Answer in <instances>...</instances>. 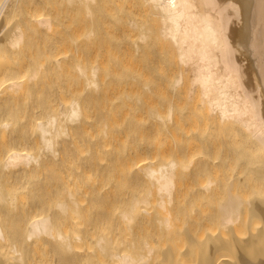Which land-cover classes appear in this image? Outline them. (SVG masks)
<instances>
[{
  "label": "bare ground",
  "instance_id": "obj_1",
  "mask_svg": "<svg viewBox=\"0 0 264 264\" xmlns=\"http://www.w3.org/2000/svg\"><path fill=\"white\" fill-rule=\"evenodd\" d=\"M38 9L43 13L48 9L47 16L34 23L30 14ZM48 13L53 18L59 15V40L64 48L61 59L55 58L53 65L45 60L52 52L47 54L50 50L45 52L43 46L40 53L38 44L34 48L37 39L29 31L40 37L51 32ZM14 16L18 18L10 22ZM6 25L7 30L0 35V244L10 234L20 233L31 246L43 241L48 261L59 264H98L92 262L100 261L98 257L104 264H149L157 259L160 264H176L178 259L184 264L189 259L192 264H264V0H0V31ZM19 55L23 60L15 63ZM55 68L75 81L68 99L76 95L78 100L82 95L87 103L106 110L99 115L100 122L118 104L124 112L140 101L143 109H155L149 126L158 137L155 145L137 126H131L130 135L125 128L124 136L119 133L121 138L117 136L121 129L117 130L115 143L107 136L113 145L105 147L107 137L99 144L108 154L114 151L118 156L123 150L122 157L127 160L147 151L159 158L157 163L137 168L135 179L147 186L144 197L123 195L112 200L113 206L122 202L128 206L116 219L106 217V207H113L105 203L107 198L102 200L106 214H93L98 206L92 207L101 195L104 197L109 184L119 183L120 176L119 180L108 176L96 183L87 182L89 173L80 161L85 158L70 152L75 143L81 147L76 134L71 133L79 126L81 107L73 97L66 102L69 84L56 92L51 75L46 80ZM45 70L48 75L45 79L42 75V80L54 85H47L55 92L53 98L41 95L46 85L39 82V73ZM56 94L67 106H57ZM152 94L157 99H153L156 95L151 98ZM35 97L45 100L39 102ZM93 110H86L88 118L97 113ZM109 118L114 120L112 113ZM96 123L97 127L103 125ZM26 124L36 130L33 138L22 137ZM92 128L91 133L97 129ZM110 132L114 134L110 130L108 135ZM185 134L192 136L186 139L182 137ZM95 144L92 150L97 151ZM109 147L113 151H108ZM196 153L201 157L194 161ZM107 160L104 163H109V168ZM97 163L93 160L90 167ZM119 166L114 167L118 170ZM48 167L59 174L57 182L49 181V192L67 193L53 205L52 213H45L43 204L33 202L40 197L33 194L32 175L42 174ZM3 186L12 187V192H2ZM147 199L157 206L155 225L135 228L138 220L133 214ZM177 222L186 237L184 249L173 244L156 256L148 239L132 245V239L139 236V240L144 234L156 239L170 236L176 229L173 235L176 231L183 235L174 226ZM82 244L88 245L87 250L68 257ZM9 253L7 264L27 263L15 244ZM43 255H33V264H41ZM0 264H5L4 260Z\"/></svg>",
  "mask_w": 264,
  "mask_h": 264
},
{
  "label": "rangeland",
  "instance_id": "obj_2",
  "mask_svg": "<svg viewBox=\"0 0 264 264\" xmlns=\"http://www.w3.org/2000/svg\"><path fill=\"white\" fill-rule=\"evenodd\" d=\"M39 10V9H38ZM46 10H48V9H44V13H43V10H41V12H40V10L39 11H37L36 10V12L35 11H33L32 12V15L30 14V18H32L31 19V21H33L34 23H35V20H37L38 18H40V17H43V16H47V11ZM40 12V13H39ZM46 12V13H45ZM37 13L39 14V15H37ZM49 13H51V11L49 12ZM48 13V16L50 15ZM53 13H54V11H53ZM53 13H51V15H53ZM40 14H41V16H40ZM49 16V17H52L51 18V20H52V23H53V26H52V28H51V32L50 31H48V32H46V34L44 33V35L43 34H41L42 35V37H40V35H38V33L35 31H32V30H29L30 31V36L31 37H36V41L33 43V45L34 44H38L39 46L37 47V45L35 46H33L34 48H36L37 47V49L39 50V52L40 51H42V52H40V53H43V50H45V52L47 51V50H50V52L49 51H47V52H49V53H47V54H50L51 52L53 53H51L50 55H51V57H50V55L48 56L47 54V58H48V60H47V58L45 57V60L47 61V64H49V65H53V64H55L56 62L54 61V59L56 58H59V59H55L56 61H59L60 59H61V57H62V54L64 53L63 51H64V48H62L61 47V43H60V33H61V25H60V22H59V19H57V17H59V15H57V17L55 16L54 18H53V16ZM39 16V17H38ZM16 18H18L17 16H14L13 17V20H12V18H11V21L10 22H14L15 20H16ZM57 19V20H56ZM10 22H9V25H10ZM9 25H6V27L4 28V29H2V31H0V35H2L6 30H7V28H8V26ZM1 32H3V33H1ZM35 33V34H34ZM47 33H48V35H47ZM34 34V35H33ZM59 35V36H58ZM50 36V37H49ZM47 38V39H46ZM32 39H34V38H32ZM51 39V40H50ZM49 40V41H48ZM55 41V42H54ZM40 43V44H39ZM57 43H59L58 45H56ZM44 44V45H43ZM56 45V46H55ZM60 45V46H59ZM43 46H44V48L45 49H42L43 48ZM57 47V48H56ZM60 47V48H59ZM36 49H34L33 51H35ZM37 51V50H36ZM56 51V52H55ZM38 51H37V53H39ZM63 52V53H62ZM55 54V55H54ZM57 54V55H56ZM45 55V56H46ZM53 55V56H52ZM21 56L24 58L25 56H24V54H21ZM20 55L19 56H17V57H19V58H17V59H15L14 61H15V63H20L22 60H23V58L21 57ZM22 58V59H21ZM51 58V59H50ZM21 59V61H19V60ZM51 62H52V64H51ZM51 69V68H50ZM50 69H49V71H50ZM57 69L58 68H55L54 70H51L50 72H49V76L47 77V75H48V73H47V70H45V71H43L42 73H39V78H40V76H41V80L39 79V82H42L43 83V81L44 80H42V75H44V79L46 78V80H48L49 78H50V75H51V79H53L52 80V82L54 83V85H55V87H54V85L52 84V82H49V87L51 88L52 86H51V84L53 85V87H54V90H57V89H63V87L66 89V87L65 86H69L70 85V87H69V90H68V88L65 90V92H66V97L65 96H63L65 93L63 92V94H62V96H63V99H64V97L66 98L65 100H66V102H69V100H71V99H73V98H75V100H77V98L75 97L76 95H74V96H72V97H70L71 99H68V97H69V95L67 94L68 93V91L70 92V88H72V85H73V87H74V84H75V81H74V79H72L71 80V78L72 77H68V79H66L67 77L66 76H64L63 75V73H62V71L60 70V69H58V71H57ZM44 72H45V74H44ZM54 77H55V79H54ZM57 78H58V80H57ZM70 78V79H69ZM46 80L44 81L45 82V85H46V83L48 82H46ZM67 80V81H66ZM68 80H71V82L70 81H68ZM60 81H63V82H60ZM74 81V82H73ZM60 82V83H59ZM67 82V83H66ZM68 82H70V83H68ZM44 84V83H43ZM67 84V85H66ZM69 84V85H68ZM42 85V84H41ZM47 85H46V88H45V92H44V94H41L42 96H46L47 95V97L49 96H51L52 94H53V92H54V90H53V88L50 90V89H48V87H47ZM57 85H59V87L57 86ZM61 85H64L63 87L61 86ZM57 86V87H56ZM57 88V89H56ZM73 89V88H72ZM71 89V90H72ZM64 90V89H63ZM58 91H60V90H57L56 92H58ZM51 93V94H50ZM55 93V92H54ZM70 93H72V91L70 92ZM40 95V94H39ZM41 95H40V98L39 99H41ZM71 95H73V94H70V96ZM154 94H152L151 96V98H153L154 96H153ZM61 96V97H62ZM77 96H79V95H77ZM37 97V96H36ZM35 97V98H36ZM52 98L54 97V95L53 96H51ZM61 97H59V96H57V94H56V96H55V98L57 99V101H58V103H57V101H54L55 103H57L56 105L59 107V106H61L62 104L64 105V106H67V104H66V102H64L65 100H63V102L61 101ZM34 98V99H35ZM38 98V97H37ZM36 98V99H37ZM44 99L43 100H45V97H43ZM61 98V99H60ZM80 98V99H79ZM51 99V98H50ZM154 100L155 99H157V95L155 96V98H153ZM31 100H32V97H31ZM43 100H41L42 102H43ZM55 100V99H54ZM36 101V100H35ZM37 101H39L38 99H37ZM41 101H39V102H41ZM83 101H85L84 99H83V96L81 95V96H79L78 97V100H77V102L79 103V107H83L82 108V110L84 111V113H85V115H86V117H85V115H84V113H83V111L81 110V108H80V113H81V115H80V118H79V120L77 121V124H79V126L77 127V128H75V129H71V133H72V135L75 137V134H76V141L78 140V142L80 141V145H81V147L83 146V144L86 146V144L88 145V143L90 144V145H88V148H87V146L85 147L84 146V149H85V151H83L82 149V151H80V146H79V148H77L78 147V144L77 143H75V144H77V147H75L74 145H72L71 146V148H70V152H71V154L73 155V156H80L81 155V157H84L85 159H82V160H80L81 162H82V164L84 165V167L86 166V168H87V170L88 171H86L87 173H89V176L87 177L88 178V183H96L98 180H100L101 179V177H110V179H112V178H114L115 176H116V179H117V176L120 178V180L119 179H117V180H119V183L117 182H115L113 185H111L110 186V184L107 186L108 187V190H107V192L106 193H104V197H103V195H101L100 197L102 198H100L99 196H97V197H99V199L97 198V197H94V199L96 200V198L98 199V200H96L97 202L99 201H101L100 203L98 202V203H96L92 208H95V207H97L98 206V209H95V213L93 212V214H96V215H99L100 214V212H104V214H106L105 213V209H103L105 206V203H110V206H113V204H112V200L113 199H116V198H119V197H121V196H123V195H126V196H128V195H130V196H137V197H139V196H143L144 197V195H145V193H146V187L145 186H143V183L142 182H140L139 181V183H138V180H136L135 179V176H137V172H138V169L140 168V167H142V166H144L146 163H148V162H154V163H157V162H159L158 160H159V158H158V155H156L155 157L153 156H150L151 154H149L150 153V151L148 152H142V153H138V154H136V155H134L135 157H130L131 159H128L127 160V157L126 156H124L126 159H124V157H122V154H123V150H121V147H120V145H119V149L121 150V152L119 153L118 152V156H117V153L116 152H114L113 151V149L112 150H110L111 148L109 147V149L108 148H106V149H108V151L110 150V151H113V152H109V154L108 153H106V150L103 152V145H102V147L103 148H100V143H101V140L102 141H106V138L105 137H107V136H111V138H112V140H113V138L114 137H116V136H114L116 133H117V130H120L117 134V136H119L120 137V135L122 134L123 136H124V132L123 131H125L126 132V129H127V134H129V133H132V132H129V130L131 129V126L134 128L135 126H137L138 127V131H141V129H142V131L144 130V132H143V136L145 135V137L147 136L148 138H151L152 140V142H150V144L151 145H155V143L157 142L156 141V139L158 138L156 135H155V131H154V127H150L151 129H149V126L153 123L152 121H153V119H152V113H153V111L155 110L154 108H150V109H143V107L141 106V101L139 102V103H137V105L135 106V108L134 107H132V109H133V111L132 112H130L132 109H130L129 107H127V108H125V110H126V112H124V110L122 111V107H123V105H121V104H118L117 105V107L115 106V107H113L112 108V111L114 110L115 112L113 113L112 111H110V114H109V116L108 117H110L111 116V113H112V117H114V120H113V118H109L108 120H107V118L106 119H104V120H102L101 122L99 121L100 120V117H102L104 114H105V112H106V110H105V112H104V110L103 109H101V108H99L98 106H94L93 104H89V103H87L86 101L83 103ZM53 102V103H54ZM54 103V104H55ZM56 105H54L55 107H57ZM83 105V106H82ZM88 107H90V109L91 110H93V107H94V110L93 111H95V112H97V113H92V114H94V118H92L93 116H92V114H90L89 115V117L92 119H90V118H88V115H87V111L89 112V111H91L89 108H86L87 106ZM84 106H86V107H84ZM57 107V108H58ZM98 107V108H97ZM57 108H55V109H57ZM84 108H85V110H84ZM117 108V110H115ZM140 108V109H139ZM96 109H98V111L96 110ZM130 109V110H129ZM87 110V111H86ZM103 110V111H102ZM121 112H120V111ZM129 110V111H128ZM52 111H53V109H52ZM116 111H117V113H116ZM127 111H128V113H127ZM122 112H123V114H122ZM134 112V113H133ZM148 114H147V113ZM83 113V114H82ZM125 113H127V115H128V117L129 118H127L126 116V114ZM113 114H115L114 116H113ZM116 114H118V116H121V115H119V114H122V116L120 117V118H122L123 117V119H121L120 121L122 122H120L119 121V117L116 115ZM135 114V118H133V115ZM99 115H100V117H99ZM132 116V118L130 117V116ZM97 116V117H96ZM116 116V117H115ZM148 116V117H147ZM99 117V118H98ZM118 117V118H117ZM127 119H126V118ZM96 118H97V120H96ZM87 119H89L88 121H87ZM94 119V120H93ZM115 119H116V121H115ZM90 120H91V123H93V121H94V123H96V122H99V124L101 123V124H103V125H100L101 127H97V126H99L97 123V125L96 124H94V125H91V123H90ZM110 120V121H109ZM111 120H112V122H111ZM117 120H118V122H119V124L118 123H116L117 122ZM124 120V121H123ZM126 120V121H125ZM143 121V122H142ZM87 122H89V123H87ZM83 123H85L86 125L87 124H90V125H84V126H86V129H91L92 128V126H93V128L94 127H96L97 129H93V133H94V136H93V133H91V131H90V129L89 130H86V129H84L85 131H90V132H88V133H86L84 130H83V128H84V126L82 125ZM107 123H110V124H112L110 127H108V124ZM140 123V124H139ZM142 123V124H141ZM122 124V125H121ZM146 125V126H145ZM25 126V127H24ZM23 127H24V132H26L25 134H23L22 133V137H27V138H33L34 136H35V134H36V130L35 129H32L33 128V126L32 127H30V125H28L27 126V124L26 125H24ZM118 126V127H117ZM120 126V127H119ZM83 127V128H82ZM115 127H117V128H115ZM121 127H123V129L124 130H122V128ZM30 129V131H29V129ZM101 128V129H100ZM111 130V131H113L114 132V134H112L111 132V134L110 135H108L109 133V129ZM113 128V129H112ZM119 128V129H118ZM126 128V129H125ZM99 129V131H97ZM107 129H108V131H107ZM148 129V130H147ZM97 132H96V131ZM83 131H84V133L86 134H84L83 133ZM101 131V132H100ZM146 131V132H145ZM154 131V132H153ZM104 132L106 133V134H104ZM32 133V134H31ZM101 133V134H100ZM119 133H121L120 135H119ZM193 133V132H192ZM99 134V135H98ZM194 134V133H193ZM92 135V136H91ZM97 135V136H96ZM121 135V136H122ZM130 135V134H129ZM186 135V134H185ZM185 135L184 136H182V137H184V138H186V139H189V136H192L191 134H188V135H186V137H185ZM86 136H87V138H88V142L86 141ZM90 136V137H89ZM96 136V137H95ZM101 136H102V138H101ZM114 136V137H113ZM125 136H126V134H125ZM128 136V135H127ZM118 137V138H119ZM155 137H157V138H155ZM65 138H67L68 139V137H65ZM82 138H83V140H84V143L82 142ZM91 138H93V139H91ZM105 138V139H104ZM117 138V137H116ZM121 138V137H120ZM183 138V139H184ZM191 138V137H190ZM104 139V140H103ZM109 139H110V137H109ZM109 139H108V137H107V141H106V143H107V145H105L104 143V145H105V147L106 146H109L108 145V143H111V140L109 141ZM117 139H115L114 138V140H113V143H115V141H116ZM95 141V142H94ZM100 141V142H99ZM109 141V142H108ZM153 141H155L154 143H153ZM170 141H172V139L170 140ZM97 142H99V143H97ZM118 142V141H117ZM92 143H96L95 144V146L96 145H98V150L96 151V148H95V151L94 150H92V149H94V148H92ZM102 144V143H101ZM112 144V143H111ZM117 144H119V142L117 143ZM58 144L56 143L55 144V146H57ZM113 145V144H112ZM115 145V144H114ZM94 146V145H93ZM117 146V145H116ZM77 148V149H76ZM113 148H115V146L113 147ZM117 147H116V149H118ZM124 148V147H123ZM101 149H103V150H101ZM31 150V152L32 153H35L36 151L33 149H30ZM77 150H79V151H77V152H79V154L76 152ZM93 151H94V153H93ZM115 151H117V150H115ZM93 154H92V153ZM116 153V154H115ZM155 153V152H154ZM156 154V153H155ZM197 154V153H196ZM195 154V155H196ZM102 155H103V159H102ZM109 155V156H108ZM154 155V154H153ZM194 154L192 155V160H194V161H197V160H195V159H199L198 157L200 156L201 157V154L200 153H198L197 154V156H195ZM109 157V158H108ZM117 157V158H116ZM105 158H107L109 161H110V164L111 165H113V164H115V163H117V164H121V166L122 165H124L125 163H124V161L123 160H127L126 162V164L124 165V167H125V171H124V167L122 166V169H123V171H121V172H123V173H121V172H119L120 170H119V168L121 167V166H119V168H118V170H117V167H114V166H116L117 164H115L114 166H111L110 165V167L108 168V164L109 163H107V165L105 164L106 163V160L107 159H105ZM123 160H122V159ZM195 158V159H194ZM105 159V160H104ZM120 161V162H117L118 160ZM79 160V159H78ZM93 160H95L96 162H99V163H97V165L96 166H94V167H90V164H92V162H93ZM108 160H107V162H108ZM117 160V161H116ZM122 160V161H121ZM103 162V163H102ZM105 162V163H104ZM113 162V163H112ZM115 162V163H114ZM129 165V167H127V169H126V165ZM89 165V166H88ZM74 165H71V169H74ZM116 168V170H114ZM138 168V169H137ZM111 169V170H110ZM121 169V170H122ZM105 170V171H104ZM186 171H188L187 169H185ZM107 171V172H106ZM109 171V172H108ZM113 171V172H112ZM118 171V172H117ZM183 171V170H182ZM182 171H180V172H182ZM186 171H184L183 173L185 174L186 173ZM54 172H56V171H53L52 169H50L49 167H48V169L47 170H45V171H43L42 172V174H40V173H37V174H34V175H32L33 177V182L35 183V184H33V186H34V190H33V194H35L36 196H39L40 198L39 199H36V200H38V201H33V202H35V203H37V205H38V202L40 203V204H43V206H44V208L46 207V212L45 213H52L53 212V210H54V206L53 205H55L58 201H60V200H62V199H64L65 198V196H67V193H65L64 191L63 192H57V191H55L54 193L53 192H49V190L47 189V187L49 188L52 184L51 183H49V181L52 179V181L54 182V181H58L59 180V174H55ZM116 173H117V175H116ZM105 174H107V176L105 175ZM123 174V175H122ZM184 174H182V175H184ZM179 176L181 175V174H178ZM181 175V176H182ZM123 176V177H122ZM180 176V177H181ZM108 177V178H109ZM54 179V180H53ZM58 179V180H57ZM134 179V180H133ZM133 180V181H132ZM136 180V181H135ZM38 181V182H37ZM137 183V184H136ZM140 183H142V184H140ZM135 185H137V186H135ZM133 186L135 187V188H133ZM50 189V188H49ZM1 190H2V192H4V193H6V194H9V193H11L12 192V190H13V188L12 187H7V186H3L2 188H1ZM106 196V197H105ZM125 196V197H126ZM85 197V196H84ZM84 197L82 198V199H84ZM86 198V197H85ZM103 198H104V201H106V198H107V201L104 203V201H102L103 200ZM149 198H151V197H149ZM85 200V199H84ZM84 200H82L83 201V203L84 202H86V200L84 201ZM31 201V202H32ZM81 200H80V202H82ZM92 201H94V200H92ZM95 201V202H96ZM32 202V204H35V203H33ZM104 204H103V203ZM102 203V204H101ZM144 203V207H138L137 209H136V211L134 212V214H133V218L135 219V221L136 220H138V222L137 223H135L134 225H135V228H143L144 226L145 227H147V228H149V229H151V228H153L154 227V222H152L154 219H155V217L157 218V216H158V214L156 213V205L153 203V200H149V199H147V200H145V202H143ZM32 204H29V205H31V206H33ZM100 204V205H99ZM107 204V205H108ZM112 204V205H111ZM101 205H103L101 208H100V206ZM107 207H109V206H107ZM106 207V212H107V214H108V216L106 215V217H111V218H114V219H116V217L118 216V213L119 212H121V211H123L124 209H126L128 206H127V202H122V203H119V204H114V206L112 207V210H109V208H111V207H109V208H107ZM91 208V210L93 211V209ZM97 210V211H96ZM41 211V210H40ZM42 211H45V209H43ZM52 211V212H51ZM108 211H110L111 212V214L110 213H108ZM90 212L91 211H88V213H86V214H89V215H91L90 214ZM40 213V212H39ZM92 213V212H91ZM98 213V214H97ZM101 213V214H102ZM41 214V213H40ZM42 214H44L43 212H42ZM100 214V215H101ZM89 215H87V216H89ZM178 216V214H176L175 216H173L174 217V219L173 220H178L177 217ZM84 217H86V216H84ZM172 217V218H173ZM171 218V219H172ZM175 220V221H176ZM72 221H73V219H72ZM72 221H70V222H72ZM155 221V220H154ZM180 221V220H179ZM14 224L16 223L17 225H18V222H14V221H12ZM11 222V223H12ZM12 223V224H13ZM175 222L173 221V224H174ZM178 224L176 225H174V226H176V227H178V226H181V225H179V222H177ZM154 224V225H153ZM181 224V223H180ZM16 225V226H17ZM153 225V227H151ZM15 226V227H16ZM175 227H173L172 229H174ZM178 229L180 230V228L178 227ZM176 230V229H175ZM175 230H173V231H175ZM173 231H172V233H173ZM177 232V231H176ZM175 232V233H176ZM172 233H170L172 236H174V235H176V236H178V237H174V238H172V236H171V238H170V236H164V237H158V238H156V239H151L150 237H148L147 235H143L142 237H141V235H140V238H139V240H138V237H136L135 238V240L134 239H132L131 241H132V245H139V244H136V242H140V244L142 243L141 241H143V240H145V239H148L149 240V242H151L152 243V248H153V253L154 254H156V253H158L156 256H158L160 253L159 252H161V251H163L164 249H167L169 246H170V248H171V246H173V244L175 245V244H178V246H181V247H183L182 249H184L185 247H184V244H183V246H182V243H186L187 241L186 240H184V239H186V237H185V235H184V233H181V230H180V233H179V231H178V234H183V235H177V234H175L174 233V235L172 234ZM183 236V237H182ZM141 238H142V240H141ZM171 239H173V240H171ZM138 240V241H137ZM4 241L5 242H2V244H0V260H4V262H5V264H7L8 262L10 263V253H9V251H10V249H11V246L13 245V244H15L16 245V247L18 248V249H20V251L22 252V255H23V258L25 259V261L27 262V263H24V264H33V258H32V256L33 255H39V254H41V253H43L44 255H43V259L41 260V264H59V263H57V262H49L48 261V258H47V255L48 254H46V253H44L43 252V249H44V242L43 241H41V242H38V244L36 245V246H31V243L32 242H30V241H27L26 239H24V237H22V235L20 234V233H15V234H10L9 235V237L8 238H6V239H4ZM134 241V242H133ZM176 241V242H175ZM184 241V242H183ZM186 241V242H185ZM174 242V243H173ZM85 244V243H84ZM89 244V243H88ZM180 244V245H179ZM29 245H30V247H29ZM83 245V244H82ZM81 245V247L80 246H78V248H74L75 249V251H71V253H68L69 254V256L68 255H66V256H64V258H66L67 256L68 257H70V258H72V257H75L76 255L77 256H79V255H81L83 252H84V250H87V244L85 245V247H84V245L82 246ZM28 246V247H27ZM80 247V248H79ZM84 247V248H83ZM87 247V248H86ZM133 247V246H132ZM163 249V250H162ZM181 249V248H180ZM181 249V250H182ZM137 252L139 251V250H136ZM135 251V252H136ZM73 252V253H72ZM77 252V253H76ZM79 252H82V253H80L79 254ZM137 252H136V254H137ZM193 252V251H192ZM193 253H195V251L193 252ZM57 254H59V253H57ZM71 254V255H70ZM74 254H76L75 256H74ZM79 254V255H78ZM73 255V256H72ZM72 256V257H71ZM67 257V258H68ZM98 257V256H97ZM99 259H101L100 261H101V263L103 262L102 261V259L103 258H100V257H98ZM160 258V257H159ZM94 260V261H93ZM92 260V262H95V261H97V263L99 264V262L100 261H98V259L96 260V259H93ZM104 260V259H103ZM158 260L159 259H157V260H154V262L153 261H151V262H149V264H160V262H158ZM190 260V259H189ZM188 260V261H189ZM184 262H185V260H183ZM185 262V264H192L191 263V260L189 261V262ZM181 259H178V261H176V264H182L183 262H181ZM96 263V262H95ZM95 263H93V264H95ZM100 263V264H101ZM105 262H103L102 264H104ZM162 263H163V261H162ZM163 264H165V263H163ZM175 264V263H174ZM184 264V263H183Z\"/></svg>",
  "mask_w": 264,
  "mask_h": 264
}]
</instances>
